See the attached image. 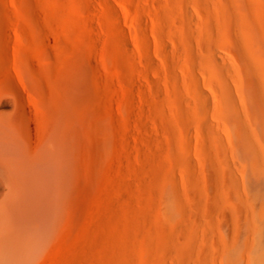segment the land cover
<instances>
[{"label": "rangeland", "instance_id": "obj_1", "mask_svg": "<svg viewBox=\"0 0 264 264\" xmlns=\"http://www.w3.org/2000/svg\"><path fill=\"white\" fill-rule=\"evenodd\" d=\"M0 45L94 167L46 264H264V0H0Z\"/></svg>", "mask_w": 264, "mask_h": 264}, {"label": "bare ground", "instance_id": "obj_2", "mask_svg": "<svg viewBox=\"0 0 264 264\" xmlns=\"http://www.w3.org/2000/svg\"><path fill=\"white\" fill-rule=\"evenodd\" d=\"M3 46L0 45V264H46L58 258L55 240L64 227L71 228L69 217L78 212L84 195H89L94 167L88 159L84 124L65 122L62 117L70 114L69 107H74L73 95L67 93L66 99L57 104L62 111L57 122L40 126L28 120L25 83L20 82V88V84L16 87L6 81L10 68L17 66L11 64L7 47ZM258 84L263 86L264 80L259 79ZM222 95L225 100L231 96L227 91ZM202 129L198 124L197 130ZM184 160L190 162L187 157Z\"/></svg>", "mask_w": 264, "mask_h": 264}]
</instances>
